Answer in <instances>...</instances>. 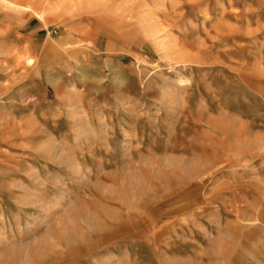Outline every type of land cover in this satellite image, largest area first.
I'll return each instance as SVG.
<instances>
[{
	"label": "rangeland",
	"instance_id": "1",
	"mask_svg": "<svg viewBox=\"0 0 264 264\" xmlns=\"http://www.w3.org/2000/svg\"><path fill=\"white\" fill-rule=\"evenodd\" d=\"M0 264H264V0H0Z\"/></svg>",
	"mask_w": 264,
	"mask_h": 264
},
{
	"label": "bare ground",
	"instance_id": "2",
	"mask_svg": "<svg viewBox=\"0 0 264 264\" xmlns=\"http://www.w3.org/2000/svg\"><path fill=\"white\" fill-rule=\"evenodd\" d=\"M76 1H77V0H76ZM65 3L67 4V2H65ZM64 5H65V4H64ZM65 6H66V5H65ZM60 7H61V6H60ZM88 7H89V6H88ZM94 7H95V6H94ZM66 11H67V10H66ZM59 12H60V11H59ZM67 12H68V11H67ZM70 12H71V11H70ZM72 12H73V11H72ZM68 14L70 15V13H68ZM61 16H62V17H65L66 14L64 15V14H61V13H60V15H59V16H56V17H61ZM88 44H89V43H88ZM197 153H198V152H197ZM200 158H201V157H200ZM198 162H199V160H198ZM198 162H197V163H194L192 166H191V165H188L186 168L184 167L185 164H184V165L181 164V165H179V166H181V168H179V166H178V167L175 168V169H176L177 172H179V171L181 172V171L183 170V168H184V169H189L190 171H193L194 169L196 170V168H194V165H195V164H198ZM172 169H173V168H172ZM175 169H174V170H175ZM197 170H198V169H197ZM170 171H171V170H170ZM183 171H185V170H183ZM199 171H200V170H199ZM214 171H215V170H214ZM185 172H186V171H185ZM185 172H184V173H185ZM186 173H187V172H186ZM189 173H190V172H189ZM177 174H178V173H177ZM177 174L175 173V175H177ZM183 175H185V174H183ZM186 177H187V176H186ZM136 184H137V183H136ZM121 187H122V186H121ZM137 195H138V194H137Z\"/></svg>",
	"mask_w": 264,
	"mask_h": 264
},
{
	"label": "crops",
	"instance_id": "3",
	"mask_svg": "<svg viewBox=\"0 0 264 264\" xmlns=\"http://www.w3.org/2000/svg\"><path fill=\"white\" fill-rule=\"evenodd\" d=\"M56 18H57V20H60V23H61V24L65 23V22H66V23L68 22V21L66 20V17H62V16H61V17H56Z\"/></svg>",
	"mask_w": 264,
	"mask_h": 264
}]
</instances>
